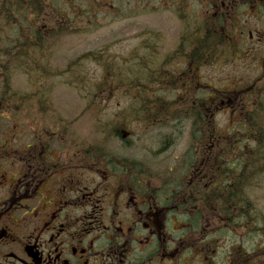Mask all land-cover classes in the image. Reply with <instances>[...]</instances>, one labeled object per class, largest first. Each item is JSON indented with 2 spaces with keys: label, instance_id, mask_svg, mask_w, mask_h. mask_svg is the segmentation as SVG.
<instances>
[{
  "label": "flooded vegetation",
  "instance_id": "1",
  "mask_svg": "<svg viewBox=\"0 0 264 264\" xmlns=\"http://www.w3.org/2000/svg\"><path fill=\"white\" fill-rule=\"evenodd\" d=\"M191 1L231 19L237 53L249 20L248 53L264 69V0ZM25 129L0 126V264H264L256 208L238 204L240 158L176 156L152 169L106 152L96 163L58 130ZM16 137L28 141L15 148Z\"/></svg>",
  "mask_w": 264,
  "mask_h": 264
},
{
  "label": "trees",
  "instance_id": "2",
  "mask_svg": "<svg viewBox=\"0 0 264 264\" xmlns=\"http://www.w3.org/2000/svg\"><path fill=\"white\" fill-rule=\"evenodd\" d=\"M104 2L107 0H0V115L3 112L17 118L32 107L30 104L33 101L39 104L41 110L49 113L51 109L43 106L53 100L46 81L54 80L48 81L50 85L55 80L63 83L66 80L65 84L96 105L104 93L110 95L120 91L129 97L128 108L122 112L120 123H110L107 128L109 135L115 134L126 145L130 144V140L121 136L119 128L125 129L132 118L148 121L159 119L157 129L160 133L161 130L168 133L166 138L159 140L161 149L166 150L173 141L171 134L175 133L177 141L190 126L192 141H203L201 136L209 131L205 128L207 115L200 109H210L211 101L215 98L204 102L205 98L201 97L190 104L184 98L180 100L166 95L176 91L187 93L188 90L183 88L189 83L187 74L231 55L234 44L227 37L234 35L226 25V18L207 12L209 6H203L191 15L187 1L177 0L173 6L177 8L182 28L180 37L171 49L162 46L164 35L161 32L150 30V34L140 42V48H135L126 57L108 54L105 46L103 50L86 51L70 62L59 65L57 56L65 46L64 38L95 31L98 14L105 9ZM139 9L134 5L129 10L134 14L141 11ZM86 60L96 62L103 69L95 89H90L91 80L83 73ZM20 76L27 78V84L44 87V94L21 89L15 82ZM261 92L264 94V88ZM263 99V95L257 97L258 106L254 110H247L237 133L229 137L237 143L225 148L233 147L235 150L215 155L240 158L239 169L231 173L236 174L240 182L238 204L241 206L250 204L248 192L252 188L264 185ZM105 126H100L103 134L106 132ZM107 142L108 138L104 137L97 143L96 149L101 152H97V155H103L105 145L106 152L114 156L110 152L113 144ZM194 155L193 145L189 144L183 156ZM126 156L133 157V154L131 152L122 157ZM248 186L250 190H247ZM260 222L264 224V217H260L256 210V224Z\"/></svg>",
  "mask_w": 264,
  "mask_h": 264
},
{
  "label": "rangeland",
  "instance_id": "3",
  "mask_svg": "<svg viewBox=\"0 0 264 264\" xmlns=\"http://www.w3.org/2000/svg\"><path fill=\"white\" fill-rule=\"evenodd\" d=\"M130 1V2H129ZM139 4L137 6H143V11L140 15H132L129 10L133 8L134 1L132 0H107L104 2L105 9L102 13L98 14V20L95 21V31L85 34L68 35L64 38L65 46L60 50L57 56L59 65L68 63L72 59L77 58L81 54L89 50H103L105 46H108L107 53L112 55H121L123 57L128 56L140 43L143 31L149 32L150 30L159 29L164 32L162 39V46L165 49L173 47L174 39L178 32H180V24L177 20V16L170 9H165L164 0H136ZM154 5L157 8H154ZM200 5H189L190 13H194L197 7ZM170 8L171 6H166ZM175 7V6H174ZM128 18L123 17L127 13ZM232 23V22H231ZM251 28V22L245 20L240 22V32L242 47L244 52L241 54V60L235 59L229 63H217L209 67L204 68L201 71V75L205 80L212 83V86L223 87L225 89L235 88L237 86L247 85L252 82L260 74V69L255 67V63L251 59L249 51L248 30ZM180 29V30H179ZM144 38V37H143ZM145 39V38H144ZM238 58V57H237ZM83 73L89 76L91 80L90 89H95V83L101 80L103 73L102 67L94 61L86 60L84 63ZM33 82L32 78H29ZM16 85L21 89H31L38 91L40 94H44V87H39L38 84H27L26 77H18L15 79ZM50 82H54L52 79H48ZM58 80L56 84H50L49 89L52 91V97L54 98V107L58 109V115L64 121L62 125L68 130L67 138L69 141L77 143L80 150L81 157H88L86 150L92 145V143H98L101 141L106 133L108 124H119L121 121L122 110L128 106V99L124 95H116L114 97L102 98L99 100V115L97 119L89 111L83 112L85 106L84 102L78 97V93L74 88ZM81 93V92H80ZM90 93V92H89ZM121 94V93H120ZM91 98L90 95H88ZM235 100V106H238L237 98ZM224 108V110L218 115V121L220 126L226 128L234 122H240L241 116L238 111V107ZM22 124L20 126L25 127L27 132L36 130L38 118L32 110H28L25 114L20 116ZM53 120L49 121L50 125H53ZM105 123L106 132L96 137L94 134L95 124ZM2 126H8L11 123L8 119L0 120ZM129 129L134 133L127 132L125 137L134 135V143H138L136 153L142 156H156L157 162L152 166V169L156 168L161 161L167 157L179 156L185 149L184 144H177L175 146H169L168 149L160 148L158 140L166 138L167 131L155 129L149 123H140L135 119H131ZM181 137L186 140V134ZM138 140V142H135ZM154 143L152 144V141ZM28 138H15L13 146L23 147ZM116 149L114 152L116 156H122L123 154H129L133 152L134 146H125L121 148L119 144L114 140ZM94 148V147H91ZM15 155H19L16 153ZM97 157V156H96ZM95 158V157H94ZM96 163H98L95 158ZM98 166V165H97ZM262 190V189H259ZM255 202L257 208H260L264 214V190L255 191ZM264 217V215H263Z\"/></svg>",
  "mask_w": 264,
  "mask_h": 264
}]
</instances>
